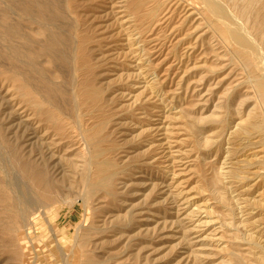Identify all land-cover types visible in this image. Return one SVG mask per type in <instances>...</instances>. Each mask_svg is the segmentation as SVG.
Returning a JSON list of instances; mask_svg holds the SVG:
<instances>
[{
	"label": "rangeland",
	"instance_id": "1",
	"mask_svg": "<svg viewBox=\"0 0 264 264\" xmlns=\"http://www.w3.org/2000/svg\"><path fill=\"white\" fill-rule=\"evenodd\" d=\"M32 1L24 13L21 0H0V264H62L61 247L71 264H84L86 254L96 264H261L264 105L257 85L264 66L247 65L224 40L211 0ZM50 34L59 45L43 53ZM80 51L85 59L76 65ZM24 93L69 119L71 135L44 123ZM254 116L261 120L249 129ZM21 151L36 159L46 151L58 165L52 201L22 172ZM110 174L109 189L99 180ZM21 196L52 203L26 240L15 219ZM86 233L92 240L76 250Z\"/></svg>",
	"mask_w": 264,
	"mask_h": 264
},
{
	"label": "bare ground",
	"instance_id": "2",
	"mask_svg": "<svg viewBox=\"0 0 264 264\" xmlns=\"http://www.w3.org/2000/svg\"><path fill=\"white\" fill-rule=\"evenodd\" d=\"M40 1V0H39ZM42 1V0H41ZM48 1V0H47ZM219 0H211V2L209 1V3L211 4V9H212V12H213V14H214V16L216 15V18L217 19H215L214 17V19L215 20H218V21H216V22H218L219 23V25L220 24H222V25H220L219 26V29L220 28H222V29H220L219 31H221L222 32V36H223V38H224V40L225 41H230L231 43H233L234 45H236V46H238L239 47V51H238V53L237 54H239V57H241V59H243L244 60V62L247 64V65H254V62L255 61H257V63L259 64V62H260V64H262L263 66H264V0H233V5H232V7H230V6H228L227 8H225L226 7V5H224L225 7H223V5H221V3H219L218 2ZM228 1V0H227ZM230 1V0H229ZM38 2V1H37ZM54 2H56V1H54ZM226 2V1H225ZM40 3V2H39ZM49 3V2H48ZM204 3V2H203ZM208 3V2H207ZM228 3H230V2H228ZM51 4V3H50ZM49 4V5H50ZM55 4V3H54ZM145 4V3H144ZM227 4V3H226ZM58 5V4H57ZM205 5V4H204ZM53 6V5H52ZM59 6V5H58ZM208 6H209V4H208ZM208 6H207V9H208ZM31 7H33V1L31 0H27V1H22L21 0V12H24V13H28V12H31L30 10H31ZM36 8V7H35ZM59 8V7H58ZM57 8V9H58ZM206 8V7H205ZM34 10V9H33ZM59 10V9H58ZM61 10V9H60ZM208 10H210V9H208ZM41 11H49V9H48V6L46 7V4H43L42 6H41ZM34 12V11H33ZM210 12V11H209ZM62 13H63V11H62ZM46 14V13H45ZM66 14V13H65ZM57 15V14H56ZM59 15V14H58ZM61 15V14H60ZM63 16H64V13H63ZM211 16H213L212 14H211ZM29 17V16H28ZM154 17V16H153ZM30 18V17H29ZM41 19V18H40ZM209 20V19H208ZM18 21V20H17ZM23 21H25V20H23ZM46 21V20H45ZM69 21V20H68ZM210 21V20H209ZM34 22V21H33ZM55 22V21H54ZM3 23V22H2ZM39 24H41L40 22H38ZM60 23V22H59ZM71 23V22H70ZM74 23V22H73ZM30 24V23H29ZM63 24H64V22H63ZM69 24V23H68ZM77 24V26H76V28L78 29V23H75V25ZM207 24V23H206ZM210 24V23H209ZM214 24V23H213ZM2 25V24H1ZM45 25H46V23H45ZM44 25V26H45ZM53 25V24H52ZM73 25V24H72ZM25 26V25H24ZM48 26V25H47ZM74 26V25H73ZM79 26H80V24H79ZM35 27V26H34ZM33 27V28H34ZM37 27H39L40 28V26H37ZM214 27V26H213ZM212 27V28H213ZM11 28V27H10ZM51 28V27H50ZM56 28H58V26L56 27ZM73 28H75V27H73ZM218 28V27H217ZM5 29V28H4ZM14 29L15 28H12V31H14ZM35 29V28H34ZM201 29V28H200ZM211 29V28H210ZM216 29V28H215ZM215 29L213 28V30L215 31ZM6 30V29H5ZM9 30V29H8ZM63 30V29H62ZM70 30V29H69ZM212 30V29H211ZM31 31V30H30ZM29 31V32H30ZM40 31H43V30H40ZM74 31V30H73ZM75 31H76V29H75ZM80 31V30H79ZM10 32H11V30H10ZM44 32V31H43ZM65 31H63V33H64ZM76 32H78V31H76ZM20 33V32H19ZM26 33V32H25ZM72 33V32H71ZM46 34V33H45ZM74 34H76V33H74ZM145 34V33H144ZM15 35V34H14ZM33 35V34H32ZM46 36V44L42 47L43 48V53H45L46 52V45H50L51 47H56V46H58L59 45V41H58V36L57 35H54V34H50V35H45ZM62 36V35H61ZM69 36V35H68ZM72 36V35H71ZM77 36H79V35H77ZM77 36L75 37V38H77ZM81 36V35H80ZM214 36V35H213ZM23 37V34L21 33V38ZM25 37V36H24ZM28 37H29V35H28ZM257 37V39H255ZM4 38V37H3ZM81 38V37H80ZM221 38V37H220ZM29 39H30V37H29ZM72 39H74V38H72ZM23 40V39H22ZM71 41H73V40H71ZM75 41H76V39H75ZM15 42V41H14ZM60 42H62V41H60ZM71 43V42H70ZM73 43V42H72ZM77 43V42H76ZM75 43V44H76ZM213 43V42H212ZM79 44V43H78ZM16 45V44H15ZM70 45V44H69ZM213 45V44H212ZM61 46V45H60ZM214 46V45H213ZM220 46V45H219ZM83 47V46H82ZM38 48V47H37ZM49 48V47H48ZM61 48V47H60ZM65 48V47H64ZM211 48V47H210ZM27 49V48H26ZM30 49V48H29ZM39 49V48H38ZM56 49V48H55ZM58 49V48H57ZM56 49V50H57ZM75 49V48H74ZM77 49V48H76ZM212 49H213V47H212ZM228 49V48H227ZM40 50V49H39ZM59 50V49H58ZM71 50H73L72 49V47H71ZM229 50V49H228ZM238 49H236V51H237ZM18 51V50H17ZM74 51V50H73ZM216 51V50H215ZM29 52V51H28ZM32 52V51H31ZM34 52V51H33ZM54 52H56V51H54ZM72 52V51H71ZM75 52V51H74ZM87 52V51H86ZM223 52V51H222ZM230 52V51H229ZM15 53V52H14ZM25 53V52H24ZM38 53V52H37ZM236 53H235V55H236ZM50 54V53H49ZM73 54V53H72ZM1 55V54H0ZM22 55V54H21ZM57 55V54H56ZM55 55V56H56ZM63 55V54H62ZM41 56V55H40ZM50 56V55H49ZM223 56V55H222ZM229 56V55H228ZM233 56V55H232ZM25 57V56H24ZM69 57V56H68ZM85 56H84V54H83V52L82 51H80V52H77L76 54H75V63H76V65L77 64H82L83 62H84V58ZM225 57V56H224ZM223 57V58H224ZM234 57V56H233ZM236 57V56H235ZM11 58V57H10ZM45 58H46V55H45ZM72 58H73V56H72ZM231 58V57H230ZM44 59V58H43ZM228 59V58H227ZM232 59V58H231ZM5 60V59H4ZM19 60V59H18ZM21 60V59H20ZM58 60V59H57ZM66 60V59H65ZM229 61H230V59H228ZM238 60V59H237ZM65 62V61H64ZM72 62V61H71ZM240 62V61H239ZM51 63V62H50ZM74 63V64H75ZM242 63V62H241ZM253 63V64H252ZM22 64V63H21ZM31 64H32V62H31ZM74 64H73V66H74ZM32 65H34V64H32ZM31 65V66H32ZM58 65V64H57ZM70 65V64H69ZM241 65V64H240ZM35 66V65H34ZM71 66V65H70ZM244 66V65H243ZM256 66V65H255ZM255 66H253V67H255ZM5 67V66H4ZM22 67V66H21ZM25 67V66H24ZM75 67V66H74ZM78 67H80V66H78ZM84 67V66H83ZM242 67V66H241ZM245 67V66H244ZM244 67H242V68H244ZM261 67V66H260ZM43 68V67H42ZM47 68H48V66H47ZM76 68V67H75ZM74 68V69H75ZM27 69V68H26ZM86 69V68H85ZM246 69H247V67H246ZM245 69V70H246ZM254 69V68H253ZM23 70V69H22ZM37 70V69H36ZM51 70V69H50ZM77 70H78V68L75 70L76 72H77ZM84 70V69H83ZM90 70H93V69H90ZM210 70V69H209ZM248 70V69H247ZM260 70V69H259ZM31 71V70H30ZM43 71V70H42ZM63 71H65V70H63ZM81 71H82V69H81ZM80 71V72H81ZM28 72V71H27ZM38 72V71H37ZM46 72V71H45ZM215 72H217V71H215ZM262 72H264V71H262ZM23 73V72H22ZM30 73H32V72H30ZM36 73V72H35ZM39 73V72H38ZM40 73H41V71H40ZM39 73V74H40ZM73 73H74V71H73ZM77 73H79V71L77 72ZM92 74H93V72H91ZM246 73H247V71H246ZM249 73V72H248ZM13 74V73H12ZM42 74H44V73H41L40 75L41 76H44V75H42ZM46 74H48V73H46ZM62 74V73H61ZM64 74V73H63ZM71 74H72V72H71ZM76 74V73H75ZM215 74V73H214ZM15 75V74H14ZM13 75V76H14ZM19 75V74H18ZM24 75V74H23ZM39 75V76H40ZM50 75V74H49ZM82 75V74H81ZM89 75V74H88ZM12 76V75H11ZM12 76V77H13ZM16 76V75H15ZM14 76V77H15ZM26 76V75H25ZM38 76V75H37ZM74 76V75H73ZM72 76V77H73ZM77 76H78V74H77ZM84 76H85V74H84ZM242 76V75H241ZM244 76H247L246 74L244 75ZM259 76V75H258ZM263 76V75H262ZM18 77V76H17ZM35 77V76H34ZM33 77V78H34ZM44 77H46V76H44ZM70 77V76H69ZM239 77V76H238ZM16 78V77H15ZM21 78V77H20ZM19 78V79H20ZM23 78V77H22ZM63 78V77H62ZM78 78H79V76H78ZM262 78V77H261ZM263 78H264V76H263ZM13 79V78H12ZM11 79V80H12ZM47 79H48V77H47ZM67 79H68V76H67ZM73 79H74V77H73ZM80 79V78H79ZM82 79V78H81ZM83 79H85V78H83ZM82 79V80H83ZM247 79V77L244 79V80H246ZM252 79H253V77H252ZM35 80H36V77H35ZM76 79H74V81H75ZM81 80V81H82ZM88 80V79H87ZM248 80H250L249 79V76H248ZM22 81H24V80H22ZM37 81V80H36ZM50 81V80H49ZM68 81V80H67ZM77 81V80H76ZM75 81V82H76ZM92 81V80H91ZM54 82V80H52V84L53 85H56V84H54L53 83ZM70 82V81H69ZM79 82V81H78ZM77 82V84H79ZM85 82V81H84ZM244 82V81H243ZM250 83H251V81H249ZM21 83V82H20ZM31 83V82H30ZM49 83V82H48ZM59 83V82H58ZM57 83V84H58ZM86 83V82H85ZM85 83H84V85H85ZM255 83V82H254ZM23 84V83H22ZM33 84V83H32ZM24 87L26 88V87H28L27 85H29V84H27L26 82H24ZM68 85V84H67ZM66 85V86H67ZM72 85H74V83L72 84ZM82 85V84H81ZM253 85H255V84H253ZM257 85V84H256ZM255 85V86H256ZM79 85H77V87H78ZM254 86V87H255ZM36 87V86H35ZM40 87H42V86H40ZM52 87V86H51ZM51 87H48V88H51ZM71 87V86H70ZM81 87V86H80ZM79 87V88H80ZM92 87V86H91ZM257 87H258V90H259V92H260V94H261V104L262 105H264V80H261L259 83H258V85H257ZM30 88V87H29ZM64 88H65V85H64ZM73 88H74V86H73ZM76 88V87H75ZM78 88V89H79ZM83 88V87H82ZM249 88V87H248ZM31 89H33V88H31ZM37 89V88H36ZM66 89H67V87H66ZM69 89H71V88H69ZM93 89H94V87H93ZM72 90V89H71ZM77 90V89H76ZM92 90V89H91ZM233 90V89H232ZM231 90V91H232ZM29 91V90H28ZM60 91V90H59ZM67 91V90H66ZM72 91H74V92H76L75 91V89L74 90H72ZM95 91V90H94ZM97 91V90H96ZM227 91V90H226ZM228 91H230V90H228ZM254 91H257V90H254ZM253 91V92H254ZM18 92H20V91H18ZM17 92V93H18ZM258 92V91H257ZM42 93V92H41ZM46 93H49V92H46ZM60 93V92H59ZM58 93V94H59ZM231 93V92H230ZM229 93V94H230ZM57 94V95H58ZM72 94V93H71ZM76 94V93H75ZM82 94V93H81ZM94 94V93H93ZM100 94V93H99ZM228 94V93H227ZM18 95H20L19 93H18ZM40 95V94H39ZM96 95V94H95ZM38 96V95H37ZM68 96H70V95H68ZM84 96V95H83ZM225 97H226V95H224ZM230 96V95H229ZM22 97L23 98H26L27 99V97H28V94L27 93H24L23 95H22ZM51 97V96H50ZM62 96H60V98H61ZM71 97V96H70ZM73 97V96H72ZM75 98H76V96H74ZM39 98V97H38ZM37 98V99H38ZM41 98V97H40ZM219 98V97H218ZM77 99H78V97H77ZM81 99V98H80ZM101 99V98H100ZM229 99V98H228ZM43 100V99H42ZM70 100V99H69ZM75 100V99H74ZM102 100V99H101ZM27 101H28V103H30L31 104V108H32V110L35 112L34 114H36L38 117H41V119H42V121L44 122V123H46V124H50V125H52V126H55L56 128H59V130H62L63 132H68L69 133V131H71V129H72V127L70 126V125H72V124H70L69 123V119H67V118H61V117H58V118H56V115L52 112V110H51V107L50 108H47V107H45V105H47L46 103H42V102H40V101H38V102H36V101H33L32 99H27ZM52 101V100H51ZM81 101V100H80ZM96 101V100H95ZM103 101V100H102ZM101 101V102H102ZM227 101V100H226ZM44 102V101H43ZM76 103H77V101H75ZM104 102V101H103ZM27 103V104H28ZM58 103V102H57ZM64 103V102H63ZM78 103H79V99H78ZM77 103V104H78ZM84 103L86 104V102L84 101ZM97 103V102H96ZM228 103V102H227ZM68 104V103H67ZM74 104V103H73ZM231 104V103H230ZM239 104V103H238ZM244 104H245V101H241V103H240V105H239V108H242L243 106H244ZM61 105V104H60ZM70 105V104H69ZM98 105V104H97ZM104 105V104H103ZM21 106H22V103H21ZM48 106H49V104H48ZM55 106V105H54ZM58 106V105H57ZM74 106H75V104H74ZM81 106H82V104H81ZM90 106V105H89ZM228 106V105H227ZM52 107H53V105H52ZM77 107V106H76ZM91 107V106H90ZM233 107V106H232ZM28 108H29V106H28ZM54 108V107H53ZM56 108V107H55ZM73 108V107H72ZM75 108V107H74ZM80 108V107H79ZM220 108V107H219ZM218 108V109H219ZM238 108V107H237ZM104 109V108H103ZM55 110V109H54ZM53 110V111H54ZM58 110V109H57ZM63 110V109H62ZM75 110V109H74ZM102 110V109H101ZM240 110V109H239ZM239 110H238V112H239ZM242 110V109H241ZM65 111V110H64ZM70 111V110H69ZM243 111V110H242ZM28 112V111H27ZM61 112V111H60ZM103 112V111H102ZM82 113V112H81ZM80 113V111H79V114H81ZM84 113V112H83ZM90 113V112H89ZM89 113H87V114H89ZM107 113V112H106ZM66 114H68V113H66ZM77 114V113H76ZM263 114V113H262ZM59 115V114H58ZM62 115H63V113H62ZM83 115V114H82ZM91 115V114H90ZM80 117H82L81 115H79ZM79 116H77L78 117V120L80 119L79 118ZM97 116V115H96ZM104 116H105V113H104ZM216 116V115H215ZM34 117V116H33ZM36 117V116H35ZM34 117V118H35ZM65 117H67V116H65ZM69 117V116H68ZM74 117V116H73ZM84 117V116H83ZM94 117V116H93ZM217 117V116H216ZM256 116H254V118H255ZM61 118V119H60ZM70 118V117H69ZM105 118V117H104ZM106 118H108V117H106ZM257 118H260V119H257ZM257 118H255V119H253V121H251V123H250V125H248V126H250L249 127V129H252V127L254 128V125H256V123L258 122V120H261V116L260 117H257ZM73 119V118H72ZM83 119V118H82ZM263 119V118H262ZM9 120V119H8ZM78 120L76 121V122H78ZM81 120V119H80ZM84 120V119H83ZM39 121V120H38ZM243 121V120H242ZM22 122V121H21ZM73 122V121H72ZM75 122V121H74ZM94 122H96V121H94ZM112 122V121H111ZM205 122V121H204ZM249 122V121H248ZM247 122V123H248ZM259 122H261V121H259ZM85 123V122H84ZM96 123H98V122H96ZM102 123H103V120H102ZM195 123H196V121H195ZM201 123H203V122H201ZM206 123V122H205ZM264 123V122H263ZM76 124V123H75ZM200 124V123H199ZM261 124V123H260ZM2 125V124H1ZM27 125V124H26ZM82 124H80V126H81ZM92 125V124H91ZM90 125V126H91ZM96 125V124H95ZM94 125V126H95ZM206 125H207V123H206ZM264 125V124H263ZM74 126V125H73ZM76 126H78L79 127V125H76ZM88 126V125H87ZM2 127V126H1ZM98 127V126H97ZM194 127V126H193ZM3 128V127H2ZM107 128V127H106ZM242 128V127H241ZM240 128V129H241ZM245 128V127H244ZM28 129V128H27ZM34 129V128H33ZM76 129V128H75ZM79 129H82V127L81 128H79ZM87 129V128H86ZM95 129V128H94ZM195 129V128H194ZM246 129V128H245ZM244 129V130H245ZM3 130V129H2ZM26 130V129H25ZM37 130V129H36ZM73 130V129H72ZM78 130V129H77ZM76 130V131H77ZM83 130V129H82ZM82 130H80V132L82 133ZM85 130V129H84ZM242 130H243V128H242ZM32 131V130H31ZM61 131V132H62ZM75 131V133H77ZM250 131V130H249ZM248 131V134L250 133ZM2 132V131H1ZM37 132V131H36ZM72 132V131H71ZM88 132H90V131H88ZM87 132V133H88ZM99 132V131H98ZM102 132H104V131H102ZM260 132H262V134H263V132H264V129L262 128V130H261V128H260ZM79 133V132H78ZM86 133V132H85ZM255 133H257V132H255ZM259 133V132H258ZM25 134V133H24ZM23 134V135H24ZM50 134V133H49ZM70 134V133H69ZM80 134V133H79ZM83 134V133H82ZM89 134V133H88ZM87 134V135H88ZM254 134V133H253ZM253 134H250V135H253ZM48 135V134H47ZM71 135V134H70ZM78 135V134H77ZM76 135V136H77ZM102 135V134H101ZM54 136V135H53ZM80 136H82L81 134H80ZM84 136V135H83ZM247 136V135H246ZM249 136V135H248ZM9 137V136H8ZM71 137V136H70ZM107 137V136H106ZM82 138H85V137H82ZM39 139H40V137H39ZM71 139V138H70ZM208 139V138H207ZM206 139V140H207ZM264 139V138H263ZM22 140H23V137H22ZM72 140H73V137H72ZM81 140H83V139H81ZM96 140V139H95ZM239 140V139H238ZM29 141H30V139H29ZM39 141V140H38ZM37 141V142H38ZM42 141V140H41ZM79 141V140H78ZM85 141L86 140H84V144L86 145V143H85ZM208 141V140H207ZM263 141V140H262ZM19 142V141H18ZM67 142V141H66ZM83 142V141H82ZM82 142H81V144H82ZM96 142V141H95ZM106 142V141H105ZM204 142V141H203ZM24 143V142H23ZM71 143V142H70ZM205 143H207L206 141H205ZM41 144V143H40ZM52 144V143H51ZM65 144V143H64ZM72 144V143H71ZM80 144V145H81ZM89 144H91V143H89ZM18 145V144H17ZM20 145V144H19ZM30 145V144H29ZM29 145H28V147H29ZM35 145V144H34ZM50 145V144H49ZM60 145V144H59ZM85 145H82L83 147H85ZM92 145V144H91ZM90 145V146H91ZM264 145V144H263ZM36 146H38V145H36ZM35 146V147H36ZM40 146V145H39ZM42 146H44V145H42ZM46 146V145H45ZM81 146V147H82ZM90 146H88V145H86V148L85 149H87V148H89ZM94 146V145H93ZM52 147H54V146H52ZM62 147V146H61ZM64 147V146H63ZM109 147V146H108ZM26 148V147H25ZM46 148V147H45ZM206 148V147H205ZM37 149H38V147H37ZM43 149V148H42ZM83 149V148H82ZM81 149V150H82ZM23 150V149H22ZM41 150V149H40ZM47 150H48V148H47ZM61 150V149H60ZM91 150V149H90ZM110 150V149H109ZM20 151V150H19ZM36 151V150H35ZM38 151V150H37ZM51 151V150H50ZM92 151V150H91ZM90 151V152H91ZM111 151V150H110ZM109 151V152H110ZM113 151V150H112ZM111 151V152H112ZM24 153L25 152H27V151H23ZM22 151H21V159H20V163H21V170H22V172H24L25 174H27V176L29 175L33 180H34V182L41 188V191L43 192V193H46V195L43 197V198H45V200H51L52 201V199L54 198L53 197V194H54V183L52 182V177H54V179L57 177V174H58V169H55V167L56 166H58V165H56L54 168H52V164H51V158L50 157H48L47 155H45L44 153L46 152H44V153H39L38 154V159H36V158H34V157H32V155H33V153H31V154H24ZM31 152V151H30ZM40 152V151H39ZM53 152V151H52ZM115 152V151H114ZM119 152V151H118ZM28 153V152H27ZM56 153V152H55ZM54 153V154H55ZM81 153H83V152H81ZM101 153H103V152H101ZM100 153V154H101ZM86 154V153H85ZM88 154V153H87ZM86 154V155H87ZM94 154V153H93ZM92 154V155H93ZM91 155V156H92ZM96 155H97V153H96ZM37 156V155H36ZM82 156V155H81ZM18 157V156H17ZM75 158H77V156L75 157ZM92 158V157H91ZM113 159V158H112ZM68 160V159H67ZM83 160V159H82ZM88 160V159H87ZM91 160V159H90ZM92 160H94V159H92ZM106 160V159H105ZM104 160V161H105ZM96 161V160H95ZM84 162V161H83ZM88 162V161H87ZM90 162H92V161H90ZM99 162V161H98ZM98 162H96V163H98ZM105 162H107V161H105ZM89 163V162H88ZM94 163V162H93ZM93 163H92V165H88V166H93ZM100 163V162H99ZM13 164V163H12ZM55 164V163H54ZM95 164V163H94ZM70 165V164H69ZM78 165V164H77ZM64 167V166H63ZM78 167V166H77ZM108 167V166H107ZM119 167V166H118ZM60 168H62V167H60ZM88 168H90V167H88ZM114 168V167H113ZM115 168H116V166H115ZM67 169V168H66ZM78 169V168H77ZM86 169V168H85ZM103 169H106L107 170V168H103ZM110 169V168H109ZM65 170V169H64ZM114 170V169H113ZM6 171V170H5ZM86 171H88L87 173H89L90 171L89 170H86ZM92 171V170H91ZM99 171V173L101 172V174H102V172H103V170H102V168L100 169V170H98ZM107 171H109V170H107ZM119 171V170H118ZM21 172V173H22ZM81 172V171H80ZM62 173V172H61ZM60 172H59V174H61ZM77 173V172H76ZM120 173V172H119ZM121 173H122V170H121ZM90 174H91V172H90ZM90 174H88V176L90 175ZM70 175V174H69ZM74 175V174H73ZM86 175V174H85ZM67 176V175H66ZM77 176V175H76ZM84 176V175H83ZM80 177V176H79ZM87 177V176H86ZM85 177V178H86ZM96 177H97V175H96ZM112 177H115V176H113V174H110V175H105V176H103V177H99L100 178V180L99 181H101V184L103 185L104 184V186L105 187H111V186H113V184H112V182L114 181L113 179H112ZM23 178V177H22ZM26 178V177H25ZM71 178V177H70ZM89 178H91L90 176H89ZM95 178V177H94ZM93 177H92V179H94ZM24 179V178H23ZM27 179H29V178H27ZM26 179V180H27ZM69 179V178H68ZM79 179V178H78ZM80 179H81V177H80ZM98 180V179H97ZM84 181V180H83ZM87 180H85V182H86ZM117 181V180H116ZM213 181V180H212ZM9 182V181H8ZM25 182V181H24ZM88 182H89V180H88ZM88 182H87V184H88ZM115 182V181H114ZM118 182V181H117ZM214 182V181H213ZM31 183V182H30ZM57 183V182H56ZM64 183V182H63ZM84 183V182H83ZM82 183V184H83ZM91 183V182H90ZM22 184V183H21ZM33 184V183H32ZM66 183H64V185H65ZM92 184V183H91ZM97 184H99V182L97 183ZM217 184V183H216ZM26 185H27V183H26ZM67 185V184H66ZM74 185V184H73ZM85 185H86V183H85ZM93 185V184H92ZM209 185V184H208ZM28 186V185H27ZM84 186V185H83ZM26 187V186H25ZM60 187V186H59ZM80 187V186H79ZM85 187V186H84ZM90 187V186H89ZM89 187H87V188H89ZM116 187V186H115ZM56 188V187H55ZM91 188V187H90ZM89 188V189H90ZM102 188V187H101ZM59 189V188H58ZM68 189V188H67ZM110 189V188H109ZM28 190V189H27ZM26 190V191H27ZM78 190V189H77ZM81 190V189H80ZM84 190V189H83ZM83 190H82V192H83ZM108 190V189H107ZM225 190V189H224ZM25 191V190H24ZM40 191V192H41ZM61 190H59V192H60ZM69 191V190H68ZM67 191V192H68ZM71 191V190H70ZM74 191H75V189H74ZM85 191V190H84ZM102 191H103V189H102ZM105 191H106V189H105ZM104 191V192H105ZM28 192V191H27ZM66 192V193H67ZM78 192V191H77ZM86 192V191H85ZM88 192V191H87ZM91 192V191H90ZM89 192V193H90ZM93 192H95L94 190H93ZM107 192V191H106ZM108 192H110V191H108ZM30 193V192H29ZM61 193V192H60ZM59 193V194H60ZM73 193V192H72ZM96 193H98V191H96ZM96 193H93L94 195L96 194ZM114 193V192H113ZM216 193V192H215ZM22 194H23V192H22ZM64 194V193H63ZM84 194V193H83ZM102 194V193H101ZM108 193H106V195H107ZM25 195H27V193L25 194ZM97 195V194H96ZM95 195V196H96ZM110 195H111V193H110ZM223 195V194H222ZM56 196V195H55ZM63 196V195H62ZM68 196V195H67ZM84 196V195H83ZM26 197V196H25ZM59 198H60V196H58ZM63 197H65V196H63ZM85 197V196H84ZM83 197V198H84ZM112 197V196H111ZM114 197V196H113ZM18 198V197H17ZM16 198V199H17ZM34 198V197H33ZM92 198V197H91ZM98 198V197H97ZM100 198V197H99ZM116 197H114V199H115ZM223 198H224V196H223ZM31 199V198H30ZM61 199V198H60ZM59 199V200H60ZM65 199V198H64ZM64 199H61L60 200V202L62 201V200H64ZM90 198H88V200H89ZM95 199V198H94ZM103 199V198H102ZM43 200V199H42ZM57 200H58V198H57ZM80 200V199H79ZM87 200V199H86ZM21 214L16 218L15 217V219H18V220H21V240H26L29 236H30V234H31V230H33V229H35L37 226H38V217L40 216V215H42L45 211H46V209L47 208H49V206H51L50 204H52V203H48L47 201L46 202H44V203H40L39 204V201H38V204H36V203H32V202H30L27 198H23L22 196H21ZM40 201H41V198H40ZM55 201V200H54ZM83 201V200H82ZM98 201V200H97ZM114 201V200H113ZM13 202V201H12ZM19 202V201H18ZM43 202V201H42ZM56 202V201H55ZM67 202V201H66ZM86 202V204H87V201H85ZM84 202V203H85ZM20 203V202H19ZM46 203V204H45ZM64 203V202H63ZM49 204V205H48ZM110 204V203H109ZM111 205H112V203H111ZM7 206V205H6ZM86 206V205H85ZM92 206V205H91ZM11 207V206H10ZM88 207H90V205H88ZM20 208V207H19ZM12 210H14V209H16V203H13V207L11 208ZM99 209V208H98ZM12 213V212H11ZM230 214V213H229ZM233 220V219H232ZM15 221V220H14ZM17 221V220H16ZM249 222V221H248ZM129 223H131L130 221H129ZM232 223V222H231ZM230 223V224H231ZM228 224V223H227ZM248 224V223H247ZM125 226V225H124ZM231 226V225H230ZM121 228V227H120ZM245 228V227H244ZM96 229H99L98 227L96 228ZM253 230V229H252ZM123 231H124V229H123ZM96 232V231H95ZM94 232V233H95ZM90 233V232H89ZM89 233H86L84 236H83V238L82 239H80L79 237H78V239H80V241H79V248H77L76 250H83L84 251V248H86L87 246H88V242H89V238H90V236L92 235V234H89ZM100 233V232H99ZM55 237V236H54ZM98 238V237H97ZM91 239V238H90ZM94 239V238H93ZM253 239L254 238H252V242H254L253 241ZM92 240V239H91ZM259 241V240H258ZM237 242V241H236ZM94 243H95V241H94ZM98 243V242H97ZM255 243V242H254ZM253 243V244H254ZM77 244H78V242H77ZM259 244V243H258ZM59 246V245H58ZM90 247V246H89ZM254 247V246H253ZM58 248H60V247H58ZM94 248V247H93ZM71 251V250H70ZM75 252V251H74ZM60 254L62 255V257H63V260H62V264H71V262H70V253H69V251H67V249H65V247H61L60 248ZM93 254V253H92ZM261 257H260V263L261 264H264V248L262 249V251H261ZM85 256V255H84ZM86 260H85V263L84 264H96V262H95V260L92 258V257H90V255L89 254H86ZM103 258V257H102ZM101 258V259H102ZM241 257H239V259H240ZM244 258V257H243ZM100 259V260H101ZM115 259V258H114ZM255 259V258H254ZM103 260V259H102ZM110 260V259H109ZM242 260V259H241ZM241 260H237V263L236 264H244ZM256 260V259H255ZM83 261H84V259H83ZM82 261V262H83ZM258 262H259V260H257ZM252 262V261H251ZM100 264V263H99ZM246 264V263H245Z\"/></svg>",
	"mask_w": 264,
	"mask_h": 264
}]
</instances>
